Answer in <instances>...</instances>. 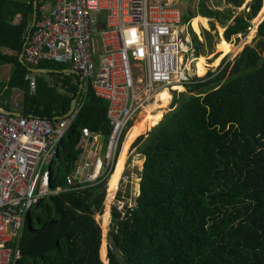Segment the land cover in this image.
<instances>
[{"label": "trees", "instance_id": "obj_1", "mask_svg": "<svg viewBox=\"0 0 264 264\" xmlns=\"http://www.w3.org/2000/svg\"><path fill=\"white\" fill-rule=\"evenodd\" d=\"M34 1L0 0V69L12 66L9 79L0 82V107L10 111L11 97L19 92L20 114L51 118L68 113L73 99L82 101L50 170V188H62L80 154L76 145L81 127L105 138L110 127L105 100L89 84L79 92L80 75L66 74L68 65L50 61L22 65L18 60L31 30ZM205 2H199L200 15L220 22L232 17L209 64L216 66L237 47L229 43L232 37L248 35L263 0H251L236 14L234 7L244 0H225L229 6L216 11ZM39 6L36 0L35 17ZM193 16L185 13L181 22ZM207 22L210 30H216L217 22L200 17L202 26L208 28ZM191 26L195 57L203 55L204 47L211 51L214 40L209 30H201L202 43L192 22ZM253 40V46L245 45L232 64L208 74V80L191 77L187 92L173 98L158 94V106L172 99L163 115L140 112L141 124L128 132L120 162L132 140L155 124L131 145L143 157L138 194L123 215L111 209L107 249L94 217L103 210V217L108 215L104 180L93 187L41 197L29 211V225L24 222L15 264H264V19L257 24ZM207 60L195 61L197 77L207 73ZM27 68L52 72L31 73ZM27 74L35 77L34 93L24 80ZM116 185L115 179L111 191Z\"/></svg>", "mask_w": 264, "mask_h": 264}, {"label": "built area", "instance_id": "obj_2", "mask_svg": "<svg viewBox=\"0 0 264 264\" xmlns=\"http://www.w3.org/2000/svg\"><path fill=\"white\" fill-rule=\"evenodd\" d=\"M50 3L49 9L38 7L19 61L33 66L50 61L76 71L83 87L89 84L95 95L105 100L110 132L100 151L96 133L82 126L76 145L80 154L73 172L65 177L64 187L50 188L58 144L68 133L82 101L76 98L74 112L51 118L0 109V264H15L20 258L18 241L27 212L41 197L68 188L93 187L105 180L104 201L109 208L120 215L131 210L135 201L131 195L127 197L125 189L129 174H120L116 188L108 190L128 125L147 107L154 111L157 93L189 84L195 77L188 74L196 57L181 22L179 0ZM24 80L34 93V75L27 74ZM13 107L16 110L18 104Z\"/></svg>", "mask_w": 264, "mask_h": 264}, {"label": "rangeland", "instance_id": "obj_3", "mask_svg": "<svg viewBox=\"0 0 264 264\" xmlns=\"http://www.w3.org/2000/svg\"><path fill=\"white\" fill-rule=\"evenodd\" d=\"M185 1V3H184V7H183V9L184 10H187L188 8H190V9H196V8H199V6H200V0H184ZM209 1V0H208ZM216 3H220L221 5L223 4V2H225V0H214ZM249 1V0H248ZM250 2V1H249ZM209 3V2H208ZM45 6H46V8L48 7V2H46L45 3ZM261 10H264V0H263V5H262V8H261ZM260 10V11H261ZM260 11H258V13H257V15H256V17L255 18H253V20H252V26L250 27V29H249V32H248V35L245 37V38H241L240 36H234V37H232V39H231V41L229 42V43H233V44H236V48L235 49H233V50H231L230 52H229V55L227 56V57H225L218 65H216V66H212V65H210V67H209V70H208V73H206L203 77H197L196 75H195V77L196 78H200V79H202L203 81L206 79V80H208L207 78L209 77L208 76V74H211L212 73V76H213V74H216L217 72H219L221 69H222V67L224 66V65H226L227 63H230V64H232L233 62H234V60H235V58L238 56V54L241 52V50L243 49V47L245 46V45H250V46H253L254 45V43H255V40H253V38H254V35H255V29H256V26H257V24L258 23H260L263 19H264V13H263V16L260 18ZM238 11H236L235 13H237ZM230 20V23H231V20H232V17L229 19ZM218 21V20H217ZM192 22H193V25H194V27H195V29H196V34L197 35H199V28H198V24L200 23V19H199V17L198 16H195V17H193L192 18ZM229 23V24H230ZM228 24V25H229ZM183 26H185L186 28H187V26H188V24H183ZM227 27V26H226ZM226 27L225 26H220L219 28H217V27H215L216 28V30H211V35H212V37H213V40H214V43H213V46H212V49H211V53H209V51L206 49V50H204V55H206V56H208V64H212L211 62H212V60H211V58H213L215 55H216V52H218L219 51V48H218V46L216 45L220 40H221V38H222V34L221 33H224V30L226 29ZM203 28H201V30H202ZM220 30V32H219V30ZM207 30V29H206ZM218 34V37L217 36H215L216 35V33ZM197 37V36H196ZM202 37V36H201ZM198 39V38H197ZM203 39V38H202ZM198 41H199V39H198ZM203 42H204V40H203ZM208 52V53H207ZM20 56V55H19ZM262 56H263V58H264V50H263V53H262ZM201 59H206V57H200ZM11 71H12V66L11 65H6V66H3V67H1V69H0V81H2V82H6L9 78V75H10V73H11ZM188 74H190V75H192L193 74V66H192V70H190L189 72H188ZM202 81V82H203ZM186 85V84H185ZM183 91V90H182ZM166 94H168V95H171L172 94V96H174L175 95V91H172V90H167L166 91ZM20 96H12L11 97V100H10V103H11V106L16 102L17 104H18V107L17 108H19V102H20ZM170 100V99H169ZM168 100V101H169ZM172 100V99H171ZM167 101V100H166ZM167 103V102H166ZM163 104H165V102L163 103ZM164 106L162 105V106H160L159 107V110H163L164 108H163ZM154 112V111H153ZM164 113V112H163ZM142 118V116H140L139 114H138V117H134L133 118V120L129 123V124H131V123H134L135 121V123L133 124V126L130 128V131L132 130L133 131V128L135 127V126H139L140 124H141V122H140V119ZM159 120V119H158ZM157 123V122H156ZM155 124V123H154ZM154 124H152V125H150V126H147L146 128H145V130L142 132V133H144V137L146 136V133L147 132H145L146 130H147V128L148 127H151V126H153ZM149 130H150V128H149ZM140 135H142V134H140ZM98 142L99 143H102L103 142V138L102 137H99V139H98ZM123 145H124V143H123ZM123 148V147H122ZM121 151H122V149H121ZM131 153H132V151H131ZM121 155V154H120ZM128 158H129V156L127 157V159H126V161H125V163H127V161H128ZM137 158V157H136ZM139 161H136L135 162V167L134 168H132V169H129V170H127V173L129 174V181H128V183L126 184V187H125V189H126V195H127V197H129L130 195L132 196V200H134V198L137 196V194H138V182H139V175H138V171H137V168L139 167V165H141V158L139 157V159H138ZM109 189V191L110 192H112L111 190H110V188H108ZM104 209L106 210V203H105V201H104ZM111 209V208H110ZM103 212H104V210H103ZM103 214V213H102ZM102 214H100V215H97V214H95V218L97 219V221H99V223H100V226H101V230H102V241L104 242V240H105V247H107V239H105V237H106V233H107V230H108V225H109V219H110V214L108 213V215H107V218L106 217H101L102 216ZM104 214H105V212H104ZM104 216V215H103ZM26 220H25V226H26ZM107 249V248H106ZM104 259H106V250H105V258ZM102 261H106L107 262V260H102Z\"/></svg>", "mask_w": 264, "mask_h": 264}, {"label": "crops", "instance_id": "obj_4", "mask_svg": "<svg viewBox=\"0 0 264 264\" xmlns=\"http://www.w3.org/2000/svg\"><path fill=\"white\" fill-rule=\"evenodd\" d=\"M201 1V0H200ZM249 1H251V0H249ZM249 1L248 0H244V3H243V5H241V6H239V7H234V14H236L235 12L236 11H240V10H242L248 3H249ZM46 2H48V7L46 8V6H45V3ZM209 2V3H208ZM184 3H185V1L184 0H179V4H180V9H181V12H182V16L185 14V13H188V12H191L194 16L193 17H195V16H198L199 17V19H200V17L201 18H205V19H207L208 21H209V19H211V21H213V23H214V25H215V23L216 22H220V21H217V19H212V18H209V17H207V16H202V15H200L199 13H198V11H197V9L198 8H196V9H190V8H188L187 10H184L183 9V5H184ZM50 0H40V5H43V7L45 8V9H49L50 8ZM205 5L208 7V8H210V9H212V10H223L225 7H228L229 5H226L225 4V2H223V4L221 5L220 3H216L214 0H206V2H205ZM237 12V13H238ZM193 17H191L190 19H189V21L187 22V23H185V24H188V26H187V30H188V34H189V28H191L192 29V26H191V22H192V18ZM227 19H230V18H227ZM231 22H232V20H231ZM193 23V22H192ZM207 24H208V28H206V27H204V26H202L200 23L198 24V28H199V35H197V34H195L196 33V29H195V27H194V34L197 36V38L199 39V41L200 42H202L203 43V39H202V37H201V28H203V29H207V30H209V32H211V30H210V23H208L207 22ZM194 26V25H193ZM185 27V26H184ZM193 30V29H192ZM190 35V34H189ZM204 50H206V47H204V49L202 50L203 52H202V56H198V57H196V59L195 60H193V63H192V66H193V74H195V61L199 58V57H206V59L208 58V56H206V55H204ZM208 53V52H207ZM209 53H211L210 51H209ZM212 60V59H211ZM205 67H206V69H207V73H208V70H209V67H210V65L208 64V60L206 61V65H205ZM31 69H35V68H31ZM36 70H44V69H36ZM70 70V69H69ZM191 70H192V68H191ZM67 71V70H66ZM66 71H65V73H66ZM31 73H33L32 71H30ZM38 73H43V74H45L43 71H40V72H38ZM46 73H51V72H46ZM67 74V73H66ZM78 74V73H77ZM33 75V74H32ZM209 78H211V77H209ZM208 78V79H209ZM0 82H2V81H0ZM179 86H181V87H183V91H175V94L176 93H180V92H187L188 91V89L191 87V86H189V84H186V85H179ZM172 95V94H171ZM13 96H21V94L19 93V92H14L13 93ZM172 98H173V96H172ZM20 100V99H19ZM167 102V103H166ZM170 103H171V100H167V101H165V104H163V110H159V108L158 109H156V110H154V112L152 111V112H150V110H151V106H149V107H147L145 110H143V111H147L148 110V113H150V114H152V113H155V112H162V115L167 111V110H169V105H170ZM155 104H152V108H155V106H157V105H155ZM10 106H11V104H10ZM1 108V107H0ZM2 109V108H1ZM18 109V108H17ZM15 110V108L13 107V105L11 106V110L10 111H7L8 113L10 112V113H16V112H18V110ZM4 110V109H3ZM142 112V111H141ZM164 112V113H163ZM139 115H140V113H139ZM136 117H138V115L136 116ZM160 117H162V116H160ZM143 118V117H142ZM142 118L140 119V120H142ZM160 119V118H159ZM136 122V121H135ZM134 122V123H135ZM134 123H131V126L128 128V131H127V133H126V135H125V138L127 137V134H128V132H133V131H135L136 130V128H137V126H135L134 128H133V131L131 130L130 131V128L133 126V124ZM149 128L150 127H148L147 128V130L145 131V132H148L149 131ZM94 133H96V136H97V146H98V148L100 149V151H102L103 150V148H104V145H105V142H106V138L105 137H103L99 132H94ZM142 135H144V133H142ZM138 136H140V135H138ZM138 136H136L133 140H132V142L130 143V145H129V147H128V149H127V152H126V154H125V157H124V160L122 161V162H120V161H118V166H117V168H116V170H115V176H114V178L112 179V181H111V183H109V188H111V184H112V182L114 181V179H117V182H118V179H119V174H122L123 172H125V173H127V170H129V169H132V168H134L135 167V162L136 161H139L138 159H139V157L141 158V165H142V162H143V157L141 156V155H139V154H137L136 152V149L135 148H131V145H132V143L134 142V140L138 137ZM99 137H102L103 138V142L102 143H99L98 142V139H99ZM125 138H124V141H125ZM124 141L122 142V144H121V149H122V147H123V143H124ZM121 149H120V152H119V155L121 154ZM131 151H132V153H131ZM119 155H118V158L120 159V157H119ZM129 156V158H128V161H127V163H125V161H126V159H127V157ZM137 157V158H136ZM118 160V159H117ZM141 165H139V167L137 168V171L139 172V170H140V168H141ZM116 167V166H115ZM137 172V173H138ZM117 174V175H116ZM128 174V173H127ZM109 190V189H108ZM111 190V189H110ZM106 207L108 208V213L110 214V212H111V210H110V208H109V205H107V203H106ZM105 212V211H104ZM98 214V213H97ZM99 215V214H98ZM103 215H104V213H103ZM103 215H102V218H103ZM94 217H95V215H94Z\"/></svg>", "mask_w": 264, "mask_h": 264}, {"label": "water", "instance_id": "obj_5", "mask_svg": "<svg viewBox=\"0 0 264 264\" xmlns=\"http://www.w3.org/2000/svg\"><path fill=\"white\" fill-rule=\"evenodd\" d=\"M35 9H36V0L33 2V12H32V16H31V22H30V28L34 22V19H35ZM103 19V14L100 13L99 14V20H102ZM221 25H224L225 27L228 26V24L230 23V20L229 19H225L223 22H219ZM29 28V29H30ZM29 32L30 30H28L27 34H26V37L29 35ZM45 51V49H44ZM20 59V57L18 56V60ZM27 70L30 72L32 71L33 73H38L40 71H43L44 73L46 72H52L51 70H36V69H31V68H27ZM67 74H70V73H77L76 71L70 69V70H67L66 71ZM81 79V82L79 84V91H81L82 87H83V79L80 77ZM75 107H76V98L73 99L72 101V104H71V109H70V113L74 112L75 111ZM1 109V108H0ZM4 113H8L7 111L1 109ZM11 114H15V115H20V113H11ZM28 215H29V212H27V215H26V221H27V224L29 225V220H28Z\"/></svg>", "mask_w": 264, "mask_h": 264}, {"label": "bare ground", "instance_id": "obj_6", "mask_svg": "<svg viewBox=\"0 0 264 264\" xmlns=\"http://www.w3.org/2000/svg\"><path fill=\"white\" fill-rule=\"evenodd\" d=\"M216 26H217V28H219L220 26H224V25H221L219 22H217L216 23ZM173 87H179V86H173ZM172 87V88H173ZM171 89V88H170ZM168 89H163L162 91H160L159 93H157L156 94V96L158 95V94H160V93H166V91H167ZM158 103H159V101H157L156 100V97H155V100H154V102L152 103V104H155V105H157V106H155V108H154V110H156V109H158L160 106H162V105H160V106H158ZM140 113V112H139ZM125 142V141H124ZM123 149V148H122ZM122 152V151H121ZM121 155H119V157H120ZM118 161H120V159L118 158V160H117V163H116V167H115V169H114V172H113V174L111 175V177H110V179H109V182H108V184L109 183H111V181H112V179L114 178V176H115V170H116V168H117V166H118ZM117 175V174H116ZM119 176H120V174H119ZM115 180V179H114ZM117 180V179H116ZM119 180V179H118ZM113 183V182H112ZM112 185V184H111Z\"/></svg>", "mask_w": 264, "mask_h": 264}]
</instances>
